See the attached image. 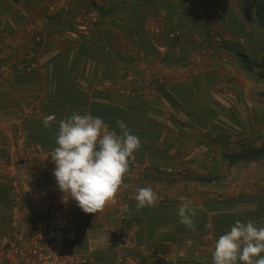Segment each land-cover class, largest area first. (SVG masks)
<instances>
[{
	"label": "crops",
	"instance_id": "1",
	"mask_svg": "<svg viewBox=\"0 0 264 264\" xmlns=\"http://www.w3.org/2000/svg\"><path fill=\"white\" fill-rule=\"evenodd\" d=\"M239 4L0 0V56L12 67L0 74V239L23 230L32 245L16 180L70 210L76 238L64 247L87 264H264V157L250 155L254 112L234 64ZM78 23L87 34H71ZM68 146L71 160L104 161L125 180L70 163L36 189L28 166ZM184 159V175L166 171Z\"/></svg>",
	"mask_w": 264,
	"mask_h": 264
},
{
	"label": "built area",
	"instance_id": "2",
	"mask_svg": "<svg viewBox=\"0 0 264 264\" xmlns=\"http://www.w3.org/2000/svg\"><path fill=\"white\" fill-rule=\"evenodd\" d=\"M87 34L88 28L84 23H78L75 26V31L71 33ZM171 36L176 33L170 34ZM12 67L6 60V58L0 56V74L6 77L11 75ZM73 120L82 126L90 127L93 123V118L89 115H75ZM129 151H133L135 146L128 141L121 140ZM38 146H33L32 150L28 154H33L38 151ZM72 146H68L66 151L58 153L50 151L47 154H42L39 157V164L37 166H28L30 175L34 180L36 189L43 191L44 187L48 184L49 176L55 169L66 166L70 163L76 167L77 170L84 171L88 166L92 167L99 173H105L107 175H113L110 180L115 185H120L125 180L127 174L121 173L115 175L113 171H118V167H114L112 172H109L106 168L105 162L101 160H71L70 151ZM131 165L135 167L134 162ZM189 168V162L186 159L180 161L176 168H167V172H175L179 175H184ZM13 186L16 194L26 193L27 210L24 215L23 229H29L30 239L32 245L27 247L25 245L26 236L25 232L21 230L12 239H0V257L15 260L19 257L28 255V260H24L23 264H87V259L79 255L71 253L64 247L65 241H73L76 238V231L73 223L70 221V210L67 207H59L53 205L47 198L42 197L41 201L37 202L34 188L24 189L19 186L18 181L14 180ZM33 189V190H32ZM142 198H149L148 193L141 192L138 195ZM123 218V216H121ZM60 221H64V225H59ZM135 228V225H133ZM234 239H238L239 235H233ZM128 264H135L132 259H127Z\"/></svg>",
	"mask_w": 264,
	"mask_h": 264
},
{
	"label": "rangeland",
	"instance_id": "3",
	"mask_svg": "<svg viewBox=\"0 0 264 264\" xmlns=\"http://www.w3.org/2000/svg\"><path fill=\"white\" fill-rule=\"evenodd\" d=\"M242 7L241 18L245 25L243 44L235 53V71L240 74L243 83H246L245 99L243 104L253 109L252 126L255 130V144L250 148V155L257 158L264 157V80L257 79L254 71L264 49V34L254 19V4L257 0H238ZM247 29V30H246ZM6 58V57H5ZM7 60V59H6ZM8 61V60H7ZM250 63L253 70L243 66ZM245 80V81H244Z\"/></svg>",
	"mask_w": 264,
	"mask_h": 264
},
{
	"label": "trees",
	"instance_id": "4",
	"mask_svg": "<svg viewBox=\"0 0 264 264\" xmlns=\"http://www.w3.org/2000/svg\"><path fill=\"white\" fill-rule=\"evenodd\" d=\"M254 19L257 26L262 29L264 34V0H257L254 4ZM243 66L248 68L249 70H253V66L250 63H243ZM256 71L254 74L257 79L264 80V49L261 55L260 60L256 65Z\"/></svg>",
	"mask_w": 264,
	"mask_h": 264
}]
</instances>
